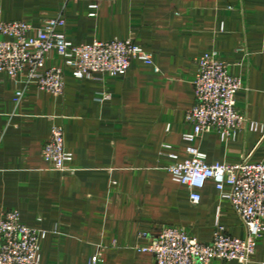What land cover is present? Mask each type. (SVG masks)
<instances>
[{"label": "crops", "instance_id": "1", "mask_svg": "<svg viewBox=\"0 0 264 264\" xmlns=\"http://www.w3.org/2000/svg\"><path fill=\"white\" fill-rule=\"evenodd\" d=\"M57 17L74 44L131 39L153 64L133 61L124 76L90 80L66 70L60 97L0 76V220L16 210L22 224L47 233L41 264H87L94 256L100 264H155L140 249L165 226L200 243L211 242L216 224L243 239L240 218L214 183L192 204L159 149L169 144L187 158L195 60L214 51L243 81L237 109L263 128L243 127L233 142L206 133L195 146L209 165L264 163V0H0V21L39 27ZM59 65L55 55L46 61ZM53 124L63 128L71 172L52 170L41 156ZM250 264H264V233Z\"/></svg>", "mask_w": 264, "mask_h": 264}, {"label": "built area", "instance_id": "2", "mask_svg": "<svg viewBox=\"0 0 264 264\" xmlns=\"http://www.w3.org/2000/svg\"><path fill=\"white\" fill-rule=\"evenodd\" d=\"M110 1V0H99ZM144 1V0H139ZM91 8L95 9L96 5ZM62 17L45 20L39 27L24 21H0V76L4 75L25 88L55 97L64 94L65 71L75 79L97 76H124L133 61L152 65L151 56L131 39L74 44L66 39ZM55 55L61 65L47 68L46 61ZM194 105L184 121L191 131L183 134L187 144L186 159H180L169 144L161 145L159 155L170 160L166 167L171 180L189 191L192 204L200 201L199 191L212 181L221 199L231 205L246 231L243 239L232 238L216 224L209 243H200L187 231L165 226L150 245L140 249L150 253L155 264H213L235 261L250 264L258 239L264 233V163L242 161L237 164L209 165L206 155L195 142L206 133H215L222 141H235L241 129L262 130L248 122L236 107V95L243 81L231 75L227 65L214 51L195 60ZM23 97L17 92L15 102ZM41 156L58 173L71 172L73 155L64 147L61 125L51 126L50 138L42 146ZM227 189V190H226ZM47 233L28 228L16 210H6L0 220V264H41L40 242ZM94 256L87 264H100Z\"/></svg>", "mask_w": 264, "mask_h": 264}]
</instances>
